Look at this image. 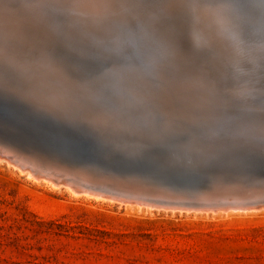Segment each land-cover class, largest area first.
Segmentation results:
<instances>
[{
    "label": "snow or ice",
    "instance_id": "6c2138e0",
    "mask_svg": "<svg viewBox=\"0 0 264 264\" xmlns=\"http://www.w3.org/2000/svg\"><path fill=\"white\" fill-rule=\"evenodd\" d=\"M5 7L21 23L0 35V132L8 113L23 106L25 88L34 87L83 124L132 137L149 130L139 154L109 156L107 163L154 169L182 149L199 156L208 145L203 122L188 118L206 101L223 112L227 141L198 178H264V3L19 0ZM167 53L173 59L164 62ZM148 58L174 88L160 98L161 110L145 115L129 110L116 90L144 70ZM30 69L48 71L29 82L22 75ZM72 147L88 151L86 133Z\"/></svg>",
    "mask_w": 264,
    "mask_h": 264
},
{
    "label": "rangeland",
    "instance_id": "374dc122",
    "mask_svg": "<svg viewBox=\"0 0 264 264\" xmlns=\"http://www.w3.org/2000/svg\"><path fill=\"white\" fill-rule=\"evenodd\" d=\"M18 2L0 0V35L19 29L21 21L16 13L5 7ZM32 20L45 26L35 15ZM168 54L162 56L164 62L172 60ZM150 62L146 64L153 65ZM44 70H27L22 79L32 82ZM162 75V71L152 76L139 72L130 75L121 90L129 97L126 104L161 110L160 97L174 88ZM175 90L182 99V90ZM25 92L48 101L34 87L25 88ZM136 98L141 102L133 101ZM201 105L189 114V119L215 112L206 101ZM4 160L0 159V264H264V207L247 212H189L145 202H120L103 195L90 197L84 192L74 196L65 183L54 186L44 179H32V175L30 178L27 172Z\"/></svg>",
    "mask_w": 264,
    "mask_h": 264
},
{
    "label": "water",
    "instance_id": "95a60500",
    "mask_svg": "<svg viewBox=\"0 0 264 264\" xmlns=\"http://www.w3.org/2000/svg\"><path fill=\"white\" fill-rule=\"evenodd\" d=\"M246 2L259 5L264 0ZM256 11L258 13V8ZM154 71H160L159 66L147 65L144 70L131 75H138V72L140 75H154ZM125 85L117 89V95L124 96L121 102L126 104L129 98L121 91ZM23 96V106L8 113L5 128L0 132V159L8 155L17 165L25 169L29 167L42 177L57 178L54 181L64 182L75 189L121 200H127L123 197L126 195L157 204L202 207L222 202L221 205L264 207V178L258 173L253 178L235 174L213 179L198 178L201 170L214 162L226 146L227 129L221 111L197 119L203 122L209 138L199 156L191 149H182L154 169L118 167L107 163V157L139 154L151 136L149 130L144 129L132 137L123 129H97L83 124L72 111L49 104L25 90ZM125 106L145 115L156 111L154 108ZM85 133L89 150L74 151L72 145L85 138Z\"/></svg>",
    "mask_w": 264,
    "mask_h": 264
},
{
    "label": "bare ground",
    "instance_id": "6f19581e",
    "mask_svg": "<svg viewBox=\"0 0 264 264\" xmlns=\"http://www.w3.org/2000/svg\"><path fill=\"white\" fill-rule=\"evenodd\" d=\"M11 19H12V18H11ZM7 24H8V23H7ZM164 55H165V54H164ZM164 55H163V56H164ZM167 55H169V54L167 53ZM164 57H165V56H164ZM170 57H171V54H170ZM167 58H168V57H166V59H167ZM150 59H151V58H150ZM150 59L148 58L149 61L146 62V63H148V64L151 63V62H150ZM163 59H164V58H163ZM172 59H173V57H172ZM163 61H164V60H163ZM153 65H154V64H153ZM158 66H159V65H158ZM45 70H47V69H45ZM45 70H44V72H45ZM29 72H30V71H29ZM40 72H42V71H40ZM32 75H33V73H32ZM165 75H166V74H165ZM165 75H164V76H165ZM34 76H35V75H34ZM133 76H134V75H133ZM151 76H152V75H151ZM162 76H163V75H162ZM164 76H163V77H164ZM149 77H150V76H149ZM157 77H158V76H157ZM157 77H156V78H157ZM159 77H160V75H159ZM159 77H158V79H159ZM27 78H28V77H27ZM130 78H131V77H130ZM156 78H155V80L158 81V79H156ZM161 78H162V77H161ZM164 78H165V77H164ZM167 78H168V77H167ZM152 79H153V78H152ZM159 80H161V79H159ZM162 80H163V79H162ZM156 81H154V86H155V82H156ZM128 82H129V81H128ZM128 82H127V83H128ZM131 82H132V81H131ZM133 82H134V81H133ZM135 82H136V81H135ZM158 82H160V81H158ZM162 82H164V80H163ZM170 83H171V82H169V84H168L169 86H170ZM158 84H159V83H158ZM158 84L156 83V85H158ZM160 84H161L160 87H163V86H162L163 83L160 82ZM160 84H159V85H160ZM129 85H130V84H129ZM129 85H128V86H129ZM166 85H167V84H166ZM166 85H164V86H166ZM140 86H141V84H140ZM140 86H139V87H140ZM154 86H153V89H154ZM172 86H174V85H172ZM125 87H126V85H125ZM141 87H142V86H141ZM141 87H140L139 89H142ZM143 87H144V85H143ZM145 87H146V86H145ZM166 87H168V86H166ZM128 88H129V87H128ZM163 88H164V87H163ZM163 88H162V89H163ZM171 88H172V87H171ZM133 89H135V88H133ZM137 89H138V88H137ZM139 89H138V91H140ZM147 89H148V88H147ZM158 89L160 90V88H158ZM162 89H161L160 91H162ZM168 89H169V88H167L166 90H168ZM178 89H179V88H178ZM143 90H144V88H143ZM149 90H150V89H149ZM164 90H165V89H164ZM164 90H163V91H164ZM135 91H136V90H135ZM141 91H142V90H141ZM151 91H152V90H151ZM160 91H157V93H158V92L160 93ZM125 92H126V91H125ZM148 92H149V91H148ZM153 92H154V91H153ZM137 93H138V92H137ZM178 93H179V92H178ZM180 93H183V92L180 91ZM124 94H125V93H124ZM131 94H132V92H131ZM131 94H130L129 96H131ZM155 94H156V93L154 92L153 95L155 96ZM133 95H135V93H134ZM140 95H141V94H140ZM145 95H146V94H145ZM149 95H150V92H149ZM149 95H148V96H149ZM157 95H158V94H157ZM160 95H161V93H160ZM163 95H164V94H163ZM163 95H162V96H163ZM181 95H184V94H181ZM143 96H144V94H143ZM146 96H147V95H146ZM154 96H153V99L155 98ZM164 96H167V92H166V94H165ZM150 97H151V95H150ZM150 97L147 98V99H150ZM178 97H180V96H178ZM128 98H129V97H128ZM134 98H135V97H134ZM139 98H140V96L138 97V100H139ZM160 98H161V97H160ZM142 99L145 100V97L142 98ZM133 101H137V98H136V100L134 99ZM148 101H149V100H148ZM148 101H146V103H147ZM137 102L139 103V102H141V101H137ZM142 102H143V101H142ZM144 102H145V101H144ZM126 103H127V102H126ZM128 103L130 104V102H128ZM153 103H154V101H153ZM157 103H158V102H157ZM157 103H155V104L157 105ZM159 103H160V102H159ZM200 103H201V102H200ZM132 104H133V102H132ZM140 104H141V103H140ZM147 104H148V103H147ZM151 105H152V104H151ZM156 105H155V106H156ZM157 106H158V105H157ZM138 107H139V106H138ZM140 107H142V105H141ZM151 107H152V106H151ZM156 108H157V107H156ZM160 108H161V106H160ZM5 158H6L7 161H9V163L13 164L14 166H17L18 169L20 168L21 171H25V172H27V174L30 176V178L33 176L32 179H41L42 181L46 180V181H48V182H51L54 186H58L60 183H62V182L56 183V181H54V180H57V178L54 179V180H52V179H50V178L47 179L46 177H42V176H40L39 174L34 173L33 171H31L32 169L29 168V167H28L27 169H25L24 167H21V166L17 165V163H14V162H13L12 157H7V156L5 155ZM22 169H23V170H22ZM31 175H32V176H31ZM43 179H44V180H43ZM34 181H35V180H34ZM36 181H39V180H36ZM44 182H45V181H44ZM48 182H47V183H48ZM60 185H61V184H60ZM60 185H59V186H60ZM63 185H64V182H63ZM66 185H68V184H66ZM66 185H65V186H66ZM69 186H70V185H68L67 187L69 188L68 190H70V191L72 192V195H74V194L77 195V194H79V193H83V192L86 193V194H89L88 196H90V195H95L94 193L87 192V191H84V190L75 189V188H73V187L71 188V186H70V187H69ZM63 187H64V186H63ZM100 192H101V191H100ZM69 193H70V192H69ZM104 193H105V192H104ZM110 194H111V195H114V196L121 197V195H116V194H112V193H110ZM80 195H83V194H80ZM96 195H98V194H96ZM74 196H75V195H74ZM86 196H87V195H86ZM90 197H91V196H90ZM92 197H94V196H92ZM123 197L126 198L127 200H121V199H118V198H117V199H118L120 202L129 201V200H134L135 202H138V203H140V204L143 203V202H145L144 204H147V205H149V206H156L157 208H158V207H162V208H165V209H166V208H172L173 210H174V209H178V211H179V210H183V209L186 210V211H189V210H191V209H194V211H197V210H203V211H209V210H211V211H217V210H228V209L236 210V211H237V210H238V211H239V210H240V211H241V210L243 211V210L245 209L246 212H247L249 209H252V208L255 209V207H248V206H242V205H233V206H231V205L229 206V205H227V204H223V205H221L222 202H221L219 205H214V206H213V205H206V206H202V207H201V206H199V207H192V206H185V205H180V204H162V203H158V204H157L156 202H151V201H149V200L141 199V198H139V197L135 198V197H132V196H126V195H124ZM123 197H122V198H123ZM94 198H96V197H94ZM104 198H105V197H104ZM111 198H112V197H111ZM115 198H116V197H115ZM133 198H134V199H133ZM99 199H101V198H99ZM108 199H110V197H109ZM108 199H107V200H108ZM104 200H105V199H104ZM110 201H111V200H110ZM134 201H133V202H134ZM112 202H113V201H112ZM224 202H225V201H224ZM129 203H130V202H129ZM120 204H121V203H120ZM124 204H125V203H124ZM126 204H128V203H126ZM128 205H129V207H130V204H128ZM133 205H134V204H133ZM133 205H132V206H133ZM135 205H137V204H135ZM135 205H134V206H135ZM143 206H144V205H143ZM138 207H139V206H138ZM144 207H145V206H144ZM142 208H143V207H142ZM145 208H147V207H145ZM148 208H149V207H148ZM257 208H260V207H257ZM149 209H150V208H149ZM151 209H152V208H151ZM247 209H248V210H247ZM245 210H244V211H245ZM257 210H258V209H257ZM257 210H256V211H257ZM176 211H177V210H176ZM186 211H185V212H186ZM229 211H230V210H228V212H229ZM236 211H235V212H236ZM244 211H243V212H244ZM249 211H250V210H249ZM251 211H254V210H251ZM189 212H190V211H189ZM199 212H200V211H199ZM226 212H227V211H226ZM206 213H207V212H206Z\"/></svg>",
    "mask_w": 264,
    "mask_h": 264
}]
</instances>
